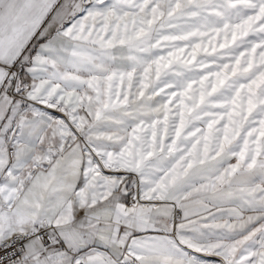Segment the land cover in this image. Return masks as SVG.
I'll list each match as a JSON object with an SVG mask.
<instances>
[{
	"label": "snow or ice",
	"instance_id": "1",
	"mask_svg": "<svg viewBox=\"0 0 264 264\" xmlns=\"http://www.w3.org/2000/svg\"><path fill=\"white\" fill-rule=\"evenodd\" d=\"M0 264H264V0H0Z\"/></svg>",
	"mask_w": 264,
	"mask_h": 264
}]
</instances>
